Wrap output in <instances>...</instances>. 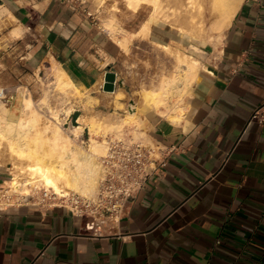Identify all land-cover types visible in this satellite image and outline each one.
<instances>
[{
  "label": "crops",
  "instance_id": "obj_1",
  "mask_svg": "<svg viewBox=\"0 0 264 264\" xmlns=\"http://www.w3.org/2000/svg\"><path fill=\"white\" fill-rule=\"evenodd\" d=\"M97 13L81 0H0V62L54 65L92 89L121 53ZM148 39L187 41L158 24ZM182 106L179 119L142 109L147 138L172 150L113 233L93 235L31 189L0 209V264H264V124L250 121L264 110V0L241 1ZM10 177L0 166V187Z\"/></svg>",
  "mask_w": 264,
  "mask_h": 264
},
{
  "label": "rangeland",
  "instance_id": "obj_2",
  "mask_svg": "<svg viewBox=\"0 0 264 264\" xmlns=\"http://www.w3.org/2000/svg\"><path fill=\"white\" fill-rule=\"evenodd\" d=\"M85 1L93 10L98 11L103 26L107 28V24L112 23L110 29H107L117 42L119 41L117 36L121 37V43L119 42L121 53L115 60L113 69L109 71L115 73V89L112 91L104 89L105 77L88 90L82 91L73 84L62 87L56 77L54 65L32 71L11 61H1L0 124L5 130L6 138L0 143V166L9 170L10 178L13 176L10 165L14 163L25 168L28 159L12 153L8 147L9 141L20 142L25 132L27 136L32 137L38 128L43 127L48 121L58 119L63 132L85 148L89 147L91 137L104 142L108 137L127 133H133L150 142L142 121L144 112L142 109L146 107L142 100L144 89H158L163 79L178 77V56L190 48L196 50L194 55L201 62L200 69L203 59L217 46L226 28L220 30L216 27L223 14L221 8L214 4V0H199L190 11H183L176 6L183 2L180 0L176 7L166 6L158 14L159 18L165 22L164 25L184 30L185 35L187 32L192 33L205 43L187 40L184 46L174 45L165 49L150 42L148 36L142 38L134 34L150 15L151 7L135 10L127 5L126 0H108L104 6H99L97 0ZM192 15L198 23H194ZM199 24L203 26L200 27ZM64 77L70 79L65 73ZM172 99L175 100L176 97L173 96ZM133 102L134 110L137 112L136 122H126L129 116L128 108ZM33 112L40 115L37 126L31 124ZM79 125L80 130L75 131ZM117 125H122V129L125 127L120 134L115 133L117 131L114 127ZM28 177L25 174L20 176L23 178L21 180ZM26 186L30 190L34 189L32 193L35 188L36 191L46 189L41 186L33 187L31 184ZM10 188L18 193L25 192L24 190L21 192L19 187Z\"/></svg>",
  "mask_w": 264,
  "mask_h": 264
},
{
  "label": "bare ground",
  "instance_id": "obj_3",
  "mask_svg": "<svg viewBox=\"0 0 264 264\" xmlns=\"http://www.w3.org/2000/svg\"><path fill=\"white\" fill-rule=\"evenodd\" d=\"M107 1L108 0H97L99 6H104ZM179 1L180 0H126L127 5L135 10L142 7H151L152 9L148 18L143 21L138 31L134 33L135 36L145 38L148 36L153 24L164 25L165 22L159 18L158 14L161 13L166 6H175ZM182 1L183 2H180L176 6L183 9V11L193 10L194 3L199 2V0ZM241 1L242 0H214V4L221 8L220 10L223 14L222 18L217 22V28L221 30L229 24ZM192 19L195 21L194 15H192ZM201 22L202 20L199 21V23ZM194 23L198 22L195 21ZM111 24H107L108 29H110ZM202 26L200 25V27ZM179 31L180 35L187 38L188 41L205 43L203 40H198L192 33L190 34L187 32L185 35L183 32L184 30ZM119 42L120 40L118 43ZM176 43L177 41L175 44ZM161 45L165 49L170 48V45ZM172 48L173 47H171V49ZM188 48L189 47H187V49ZM194 53H196V50L190 48L186 53H182L183 55L178 56V77L163 79L158 89H144L142 94L144 106L146 105V107H154L156 109L160 107L166 108V111H169V116L172 119H179L182 117L184 96L192 87L201 63ZM56 73L58 82L62 87L73 84L71 79L64 77L65 72L62 69L57 67ZM173 96L176 97L175 100L172 99ZM134 109L135 103H130V107L128 108L129 116L126 118V122H136V110ZM39 117L40 115L38 112H33L31 119V124L33 126L38 125ZM57 120L46 122L43 127L38 128L32 137L27 136L25 132L20 142L14 140L9 141V150L18 156L26 157L28 162L25 168L14 163L10 165L13 176L7 179L6 183L8 187H19L21 192L22 190L25 191L24 193L30 191L26 185L31 184L33 187L39 188L41 186L61 196L71 194L72 192L88 196L93 195L97 190L99 179L102 176L101 156L106 153L105 143L107 139L103 142L91 137L89 147L85 148L76 143L71 136L66 135L63 132L60 121ZM80 127V125L77 126L75 131L80 130ZM114 128L117 131L115 133L120 134L125 127L122 129V125H117ZM5 138V130L0 124V143ZM24 174L29 177L26 178V180H21L23 178H20V176ZM32 186H30V188Z\"/></svg>",
  "mask_w": 264,
  "mask_h": 264
},
{
  "label": "built area",
  "instance_id": "obj_4",
  "mask_svg": "<svg viewBox=\"0 0 264 264\" xmlns=\"http://www.w3.org/2000/svg\"><path fill=\"white\" fill-rule=\"evenodd\" d=\"M85 12L92 15L88 10ZM253 119L264 124V110L255 109L250 121ZM171 150L133 133L108 137L106 153L101 157L102 176L95 194L61 196L47 189H35L31 196L38 205L65 207L73 214L86 218L92 225L93 235L113 233L148 179L165 168ZM21 194L4 183L0 187V209L15 203Z\"/></svg>",
  "mask_w": 264,
  "mask_h": 264
},
{
  "label": "water",
  "instance_id": "obj_5",
  "mask_svg": "<svg viewBox=\"0 0 264 264\" xmlns=\"http://www.w3.org/2000/svg\"><path fill=\"white\" fill-rule=\"evenodd\" d=\"M115 84H116L115 73L108 72L105 76L104 89L108 91H112L115 89Z\"/></svg>",
  "mask_w": 264,
  "mask_h": 264
}]
</instances>
